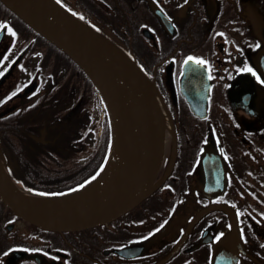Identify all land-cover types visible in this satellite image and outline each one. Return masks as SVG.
Listing matches in <instances>:
<instances>
[{
  "label": "flooded vegetation",
  "instance_id": "1",
  "mask_svg": "<svg viewBox=\"0 0 264 264\" xmlns=\"http://www.w3.org/2000/svg\"><path fill=\"white\" fill-rule=\"evenodd\" d=\"M52 4L131 53L171 131L153 169L63 215L98 216L50 229L0 200V264H264V0ZM81 73L0 0V125L18 124L25 152L52 147L86 107Z\"/></svg>",
  "mask_w": 264,
  "mask_h": 264
},
{
  "label": "water",
  "instance_id": "2",
  "mask_svg": "<svg viewBox=\"0 0 264 264\" xmlns=\"http://www.w3.org/2000/svg\"><path fill=\"white\" fill-rule=\"evenodd\" d=\"M9 8L19 14L28 25L45 36L51 42L60 47L69 56H71L77 64H80L82 69L88 74L91 80L100 90L108 105L111 113L113 124H119L124 132L125 139L130 147L131 154L135 161V167L144 168L145 159L143 149L139 142L137 133L127 111L123 99L121 98L117 88L111 80L107 77L104 71L93 57L94 53H104L107 49L112 56L121 62V64L136 77L138 82L144 86L149 93L152 102L154 103V112L158 123L157 131V150L155 155V162L161 156L163 142L165 139V122L164 116L157 100L155 99L149 81L146 76L136 69L131 62L116 49L113 45L99 38L97 35L88 33L79 23H73L70 16L64 10L54 9L50 0H2ZM74 25V26H73ZM89 43L91 47H89ZM141 168V169H142ZM2 166L0 159V200L13 208L19 215L26 219L41 224L50 229H59L65 227V222H70L76 219H85L95 217L101 214L100 210H96L92 215H78V216H63L55 215L39 211L28 206L9 186L7 176ZM113 201V200H112ZM70 220V221H69ZM84 223V222H83Z\"/></svg>",
  "mask_w": 264,
  "mask_h": 264
},
{
  "label": "trees",
  "instance_id": "3",
  "mask_svg": "<svg viewBox=\"0 0 264 264\" xmlns=\"http://www.w3.org/2000/svg\"><path fill=\"white\" fill-rule=\"evenodd\" d=\"M81 74L88 85V107L73 112L72 126H62L52 147L39 144L38 150L25 152L15 140L18 124L0 125V155L4 166L11 180L27 193L54 198L68 194L86 186L104 165L112 121L107 114L100 123L88 127L85 118L92 111L93 84L87 75ZM78 90L81 95V86ZM66 95L69 99V94Z\"/></svg>",
  "mask_w": 264,
  "mask_h": 264
},
{
  "label": "bare ground",
  "instance_id": "4",
  "mask_svg": "<svg viewBox=\"0 0 264 264\" xmlns=\"http://www.w3.org/2000/svg\"><path fill=\"white\" fill-rule=\"evenodd\" d=\"M89 47H91L90 43ZM92 54L95 61L104 71L103 73L115 85L123 99L143 149L146 168L151 169L157 150L158 123L156 122L154 103L149 93L132 75V72L128 71L107 49L102 54L94 52ZM153 95L155 99L157 97L159 102H161L159 95L154 89ZM164 120L167 133V131H171V125L168 114L165 111ZM115 124L110 158L101 174L85 188L82 194L68 199H59L58 201H46L30 197L19 191L11 182H9V186L19 199L34 208V210L37 209L55 215L83 213L93 206L102 205L118 189L119 185L130 179L136 169L123 129L119 124ZM167 136L168 134H166V138Z\"/></svg>",
  "mask_w": 264,
  "mask_h": 264
},
{
  "label": "rangeland",
  "instance_id": "5",
  "mask_svg": "<svg viewBox=\"0 0 264 264\" xmlns=\"http://www.w3.org/2000/svg\"><path fill=\"white\" fill-rule=\"evenodd\" d=\"M94 96H95V100H94V105H93V109L89 118V122L90 125H93L94 123H96L97 121H101L102 117H104V113L106 112V105H102L100 103L101 98L99 96H97V94H95L94 92Z\"/></svg>",
  "mask_w": 264,
  "mask_h": 264
},
{
  "label": "snow or ice",
  "instance_id": "6",
  "mask_svg": "<svg viewBox=\"0 0 264 264\" xmlns=\"http://www.w3.org/2000/svg\"><path fill=\"white\" fill-rule=\"evenodd\" d=\"M191 60H193V58L192 57H189L188 58V61H191ZM188 61H185V63H187ZM195 63H197V64H204V63H206L205 61H203V60H196L195 61ZM247 71H251V69L249 68V69H247ZM211 78V77H210ZM13 95H15V93H13Z\"/></svg>",
  "mask_w": 264,
  "mask_h": 264
}]
</instances>
